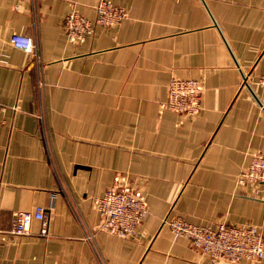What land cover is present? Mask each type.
I'll return each mask as SVG.
<instances>
[{"label": "crops", "instance_id": "obj_1", "mask_svg": "<svg viewBox=\"0 0 264 264\" xmlns=\"http://www.w3.org/2000/svg\"><path fill=\"white\" fill-rule=\"evenodd\" d=\"M99 1L0 0V264H211L175 216L264 237V185L241 180L264 155V0H108L126 18L70 42L66 16ZM172 79L200 83L199 114L166 106ZM109 189L147 203L135 235L100 229ZM39 206L48 233L13 235Z\"/></svg>", "mask_w": 264, "mask_h": 264}, {"label": "built area", "instance_id": "obj_2", "mask_svg": "<svg viewBox=\"0 0 264 264\" xmlns=\"http://www.w3.org/2000/svg\"><path fill=\"white\" fill-rule=\"evenodd\" d=\"M96 18H89L77 11L70 12L63 21V28L70 42L78 43L92 36L97 26L113 27L126 18L124 8L108 0H100L95 6ZM11 44L15 48L31 52L35 40L25 34H14ZM264 90V74L259 77ZM264 108V98L261 101ZM166 106L185 115H197L202 110V88L198 81L172 79ZM241 180L264 185V155H254ZM101 216L100 229L121 238L136 234L138 226L148 213L147 203L135 195L118 189H109L95 200ZM34 220L41 223L42 234L48 233L49 217L43 207L33 212H16L12 218L11 233L29 235ZM175 236L189 240L193 249L206 254L211 264H235L243 261H259L264 258V237L255 226L220 225L211 228L187 222L175 216L165 220Z\"/></svg>", "mask_w": 264, "mask_h": 264}]
</instances>
